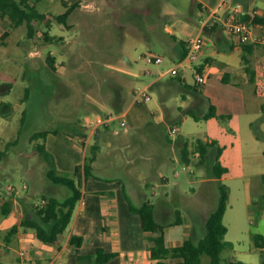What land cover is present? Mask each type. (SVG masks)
<instances>
[{
    "label": "rangeland",
    "instance_id": "374dc122",
    "mask_svg": "<svg viewBox=\"0 0 264 264\" xmlns=\"http://www.w3.org/2000/svg\"><path fill=\"white\" fill-rule=\"evenodd\" d=\"M31 1L46 14L37 22L32 37L26 23L15 27L8 17L0 18V264L48 263L27 246L33 241L32 229L20 225L34 215L32 204L43 201V195L63 199L68 194L67 187L53 184L46 175L47 163L36 149L46 139L30 137L47 129L56 131L48 141L51 148L61 151L63 147L67 152L66 168H72L76 160L84 163L86 157L90 161L96 146L92 171L123 180L135 201L173 204L188 215L193 207L198 215L196 204L200 203L203 220L219 197L212 172L218 148L211 147L205 162L199 163L197 156L185 161L181 147L186 139H218L228 146L220 157L230 169L223 176L231 187L224 222L229 228L226 240L235 244V248L230 244L225 247L223 262L260 264L261 250L253 236L264 234V120L259 123L261 140L252 146L255 129L245 127L240 116L196 119L185 113L188 108L201 116L208 111L197 96L205 91L206 83L214 84L219 100L241 97L239 85L222 81L220 63L239 64V53H222L210 46L195 60H182L181 40L196 35L200 18H207L209 8L222 0ZM74 2L79 5L70 13L69 25L59 22L57 16ZM226 3L219 9L220 16L238 3L250 10L264 9V0ZM203 4L208 7L198 10ZM250 26L251 38L262 34L259 24ZM5 30L10 34L2 39ZM46 33L50 39L45 38ZM224 34L230 38L228 32ZM49 56L54 57L50 62ZM150 56L162 60L149 61ZM208 56L214 59L216 69H205V81L197 83L195 66ZM261 61L253 55L251 66L258 67ZM175 67H179V75L172 73ZM143 88L151 98L137 102L136 91ZM247 98L251 113L264 107V95L247 92ZM99 118L106 121L97 124ZM258 120L254 118L255 123ZM96 128L100 135H91ZM73 172L65 169L62 173ZM84 187L85 182L82 191ZM165 195L169 198L164 199ZM9 198L13 210L4 215L2 203ZM161 215V222L176 220L174 214ZM14 225L17 232L8 236ZM174 226L178 227L172 238L180 239L182 233L185 238L192 236L186 223ZM20 230L22 241L16 239ZM197 232L196 237L204 235L199 228ZM60 263L57 260L56 264ZM199 264L212 263L204 254Z\"/></svg>",
    "mask_w": 264,
    "mask_h": 264
},
{
    "label": "trees",
    "instance_id": "16d2710c",
    "mask_svg": "<svg viewBox=\"0 0 264 264\" xmlns=\"http://www.w3.org/2000/svg\"><path fill=\"white\" fill-rule=\"evenodd\" d=\"M79 5L78 2H74L70 6H67L66 10L57 16L59 22H63L69 25L67 19L72 10ZM46 16L41 12L36 3L31 0H0V18L8 17L11 20L13 26L17 27L23 23L27 24L29 36H33L36 30V24L39 20ZM250 24L264 23V16L255 14H248L244 17ZM219 25L218 23L214 24ZM213 25V27H215ZM10 34L9 30H5L1 38L5 39ZM45 38L50 39V34L46 33ZM258 44L257 41L243 44L244 54L243 60L245 61V68L251 77H255L258 73L264 69V57L262 62L257 68H253L250 65L249 58L247 57L253 47ZM182 60H184L188 53V45L185 39L181 40ZM53 56L48 57V62ZM199 71H202L203 67H196ZM231 71H226L222 74V81L229 83L231 81ZM257 94H264V83H258L255 89ZM186 114H191L196 119L201 117L209 119L217 117L219 119H225L230 117V114H220L217 111L215 104H210L207 113L198 115L193 108L185 110ZM264 119L261 117L256 123H252V127L255 129L258 138L262 137V131L259 127V123ZM56 132L55 130H43L34 132L30 137L32 140L44 138L46 139L48 134ZM213 146L218 148L217 160L213 165V175L218 184L219 197L215 208L209 214L205 223L204 235L197 239L193 236L186 238L181 244L168 246L166 243V228L170 225L181 224L183 222L181 212L178 210L176 220L172 222H160L155 217V203L151 200H146L140 206L131 204V209L137 212L141 219V226L145 232L155 233L153 237V244L150 247L151 259H155L154 264H199L202 261V255L207 254L210 257L212 264H225V260L222 256L225 247L230 244L225 240V235L228 231V226L224 222V216L228 207L231 187L225 183L222 179L223 175L229 172V167L224 165L220 157L223 153L224 146H222L218 139H186L182 143L181 155L182 158L190 162L194 156L198 157L199 163H204L209 152V149ZM39 154L43 157L47 163L46 175L50 182L55 185L65 186L68 188V194L63 199L58 198L55 195H43V201L38 204H32L34 215L26 217L20 223L25 229L31 228L34 230L36 237L46 243H55L59 236L65 232L70 224L76 205L82 198V187L85 178L92 174L91 161L96 158L95 146L92 148L93 157L90 161L85 159L84 163L77 164L72 175L60 172L56 167L54 155L47 149L46 143H39L36 148ZM2 151H0V155ZM264 180V174L262 175ZM2 213L7 215L13 210V201L11 198L4 199L2 203ZM18 227L14 225L8 232V236L17 232ZM254 239L257 247L261 250V262L264 264V234L255 233ZM9 238V237H8ZM83 237L80 235H72L70 237V245H81ZM121 256L126 264H142L134 257V252H122V251H106L103 248H99L95 254L80 255L79 264H104L110 261L116 256Z\"/></svg>",
    "mask_w": 264,
    "mask_h": 264
},
{
    "label": "crops",
    "instance_id": "0c3cea01",
    "mask_svg": "<svg viewBox=\"0 0 264 264\" xmlns=\"http://www.w3.org/2000/svg\"><path fill=\"white\" fill-rule=\"evenodd\" d=\"M202 9V7L198 8V10ZM257 10L258 15L264 16V9ZM256 24L261 26L262 34L256 37L259 38V40H257L258 44L247 54L250 65H252L253 55L259 58L261 57L262 60L264 57V23ZM213 25L208 27L205 31V45L200 55L204 54L210 46L222 53H239V64H230L229 62L223 60L220 63L223 64V73L231 71L232 76L229 83L239 85L241 97L234 99L223 98L219 100L220 98H218L213 91L214 84L206 83L205 91L197 94L198 101L207 105L208 110L211 103L215 104L218 113L230 114L229 118L231 119L236 116H240L241 120H245V127L250 129L255 117L260 119L264 116V114H262L264 107L260 108L261 110H257L255 114L251 113L249 111L247 92L260 95L256 93L255 89L258 83H264V69L252 78L246 71L245 61L243 60V44L248 42L240 43L237 36L231 35L230 33H228L230 36L228 39V37L224 34L225 30L220 25H214L215 27H213ZM199 32H201V25L196 34ZM190 36L192 35H189L185 40L187 41ZM208 37L211 41L210 44H208ZM252 39L254 40L255 38L253 37ZM200 66L203 67L201 71L202 73L205 72V69L209 71L216 69L215 61L211 56H208L205 59V62ZM179 71L178 67V73L175 75H179ZM184 80L186 82L187 78H184ZM118 106L120 109L122 108V105L119 104ZM127 110L122 114L125 115ZM207 112L208 111H204L203 114ZM100 133V130L97 128L94 131L91 130V135L98 136ZM50 136L51 133H49L46 138V147L54 155L56 167L60 172H63L65 169L74 170L77 164L83 162L82 160H76L72 163V168H66L69 163L67 161V152L63 149V147H61V151L51 148L48 143ZM253 137L255 140H252V146H256L261 139L255 135H253ZM222 146H224V148H228L225 144ZM263 174L264 173H262V175ZM159 178L161 183L165 185L166 179L162 176ZM84 182L85 187L83 188L82 198L78 201L72 220L65 232L59 236L55 243H46L36 237L34 230L29 231L31 235H35H33L32 243L27 244V246L30 247V250H34L37 255L46 258L48 260L47 264H56L59 259L61 260L60 264H79L80 255L95 254L99 248H103L106 251L134 252L135 259L140 263L154 264L156 260L151 259L149 255L155 233L145 232L142 229L139 214L131 209V204L140 206L146 200L135 201L127 192L126 184L123 180L102 177L94 171L91 175L85 178ZM139 189L142 191L141 188ZM136 193H140L138 189H136ZM142 193L144 194L143 191ZM165 196L166 197H164V199L169 198L168 195ZM196 206L200 208L198 215L195 214L196 212H193L196 211L194 207L192 210L188 209L190 212V215H188L183 212L182 208L176 207L173 204H163L161 202L155 203V217L158 220V216H162L161 214L163 212L170 215L174 214L177 217L178 210H180L183 219L182 224L186 223V227L188 229L192 228V236L195 235L193 237L199 239V237H196L198 234L197 229L199 228L203 233L205 232V223L209 215L205 220H203V208L200 203H197ZM174 225H170L166 228V243L168 246L181 244L186 239L184 233L181 234L180 239L178 236L172 238V235H175L176 233L174 230L175 227H178ZM185 233L188 234V231ZM72 235L82 236L84 238L82 244L79 246L70 245L69 240ZM22 237L23 236L20 230L16 239L22 241ZM228 242L230 243L231 248H235V244L232 241ZM104 264H126V262L118 255Z\"/></svg>",
    "mask_w": 264,
    "mask_h": 264
},
{
    "label": "built area",
    "instance_id": "2783aa9c",
    "mask_svg": "<svg viewBox=\"0 0 264 264\" xmlns=\"http://www.w3.org/2000/svg\"><path fill=\"white\" fill-rule=\"evenodd\" d=\"M226 0H222L218 6L214 9L209 8V15L207 18H200L201 23V32L198 34L188 38V53L185 60L193 61L198 58L204 48L205 45V31L208 27L212 26L215 23H218L226 32L231 35L237 36L240 43H245L251 38V29L250 23L244 19V17L248 14L255 15L258 13L257 9L250 10L249 7L245 6L243 3H238L237 7L232 10H226L222 16L219 14V9L221 7H226ZM206 4L202 5V8H207ZM255 41L259 40V38H255ZM149 61H157L160 62L162 60L161 56L156 57H148ZM173 74L178 73V68H173ZM196 73V81L197 83H202L205 81V74L195 68ZM151 98V96L147 93L145 88L136 91V101L144 102ZM111 116H109L106 120H109ZM106 120L99 118L97 124L104 123ZM124 123V122H123ZM96 124V125H97ZM95 125V126H96ZM172 132H176V128L172 129ZM22 254H24L22 252Z\"/></svg>",
    "mask_w": 264,
    "mask_h": 264
},
{
    "label": "water",
    "instance_id": "95a60500",
    "mask_svg": "<svg viewBox=\"0 0 264 264\" xmlns=\"http://www.w3.org/2000/svg\"><path fill=\"white\" fill-rule=\"evenodd\" d=\"M38 264H40V263H38Z\"/></svg>",
    "mask_w": 264,
    "mask_h": 264
}]
</instances>
